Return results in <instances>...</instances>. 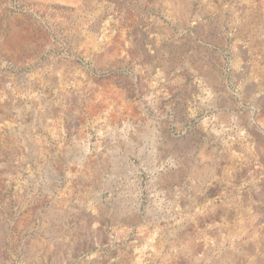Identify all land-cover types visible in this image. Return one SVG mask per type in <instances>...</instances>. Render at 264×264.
<instances>
[{
	"label": "rangeland",
	"instance_id": "1",
	"mask_svg": "<svg viewBox=\"0 0 264 264\" xmlns=\"http://www.w3.org/2000/svg\"><path fill=\"white\" fill-rule=\"evenodd\" d=\"M0 264H264V0H0Z\"/></svg>",
	"mask_w": 264,
	"mask_h": 264
}]
</instances>
